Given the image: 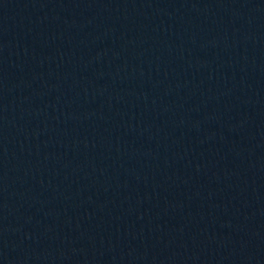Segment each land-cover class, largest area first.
<instances>
[{"label":"water","instance_id":"water-1","mask_svg":"<svg viewBox=\"0 0 264 264\" xmlns=\"http://www.w3.org/2000/svg\"><path fill=\"white\" fill-rule=\"evenodd\" d=\"M0 264H264V0H0Z\"/></svg>","mask_w":264,"mask_h":264}]
</instances>
